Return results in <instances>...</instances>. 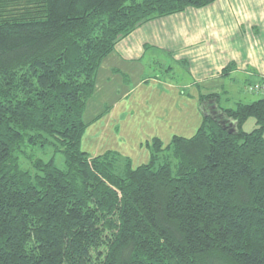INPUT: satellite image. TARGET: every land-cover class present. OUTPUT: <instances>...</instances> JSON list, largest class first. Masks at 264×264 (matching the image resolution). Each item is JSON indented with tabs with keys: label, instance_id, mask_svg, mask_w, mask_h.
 Masks as SVG:
<instances>
[{
	"label": "trees",
	"instance_id": "obj_1",
	"mask_svg": "<svg viewBox=\"0 0 264 264\" xmlns=\"http://www.w3.org/2000/svg\"><path fill=\"white\" fill-rule=\"evenodd\" d=\"M213 1L0 0V264H264V96L203 95L220 111L138 166L81 146L118 40ZM51 139L65 168L27 150Z\"/></svg>",
	"mask_w": 264,
	"mask_h": 264
},
{
	"label": "rangeland",
	"instance_id": "obj_2",
	"mask_svg": "<svg viewBox=\"0 0 264 264\" xmlns=\"http://www.w3.org/2000/svg\"><path fill=\"white\" fill-rule=\"evenodd\" d=\"M166 61L164 56H147L137 64L136 72L120 79L113 77L110 87H104V82L108 84V74L103 62L95 93L85 112L88 125L82 136L83 150L90 155L116 154L118 163L131 160L138 166L150 161L151 143L155 137H160L167 145L176 134L187 137L196 134L205 112L212 111L208 106L214 98L203 99V95L209 94L206 88L191 90L166 85L165 82L186 85L190 80L184 64L176 66ZM218 85L216 97L223 107L264 96L260 83L244 77L223 78ZM210 118L217 120L211 115ZM256 127L254 117L243 123L246 131ZM51 140L44 148L30 146L27 150L45 159L54 157L56 164L65 168V153L57 150L56 140ZM117 169L122 170L119 166Z\"/></svg>",
	"mask_w": 264,
	"mask_h": 264
},
{
	"label": "crops",
	"instance_id": "obj_3",
	"mask_svg": "<svg viewBox=\"0 0 264 264\" xmlns=\"http://www.w3.org/2000/svg\"><path fill=\"white\" fill-rule=\"evenodd\" d=\"M157 55L188 68L186 85L165 82L172 88L201 87L216 94L218 81L244 77L256 80L264 91V0H215L142 23L121 37L104 60L108 74L104 87L112 85L113 77L136 72L147 56ZM211 102L220 111L216 99Z\"/></svg>",
	"mask_w": 264,
	"mask_h": 264
},
{
	"label": "flooded vegetation",
	"instance_id": "obj_4",
	"mask_svg": "<svg viewBox=\"0 0 264 264\" xmlns=\"http://www.w3.org/2000/svg\"><path fill=\"white\" fill-rule=\"evenodd\" d=\"M211 103H212V102H211ZM211 103H210V105H209V109H210V110H214V109L212 108L214 105H212ZM214 111H216V110H214Z\"/></svg>",
	"mask_w": 264,
	"mask_h": 264
},
{
	"label": "built area",
	"instance_id": "obj_5",
	"mask_svg": "<svg viewBox=\"0 0 264 264\" xmlns=\"http://www.w3.org/2000/svg\"><path fill=\"white\" fill-rule=\"evenodd\" d=\"M256 86H258V85H256ZM256 86H255V87H256ZM258 87H259V86H258ZM251 89H254V88H251Z\"/></svg>",
	"mask_w": 264,
	"mask_h": 264
}]
</instances>
